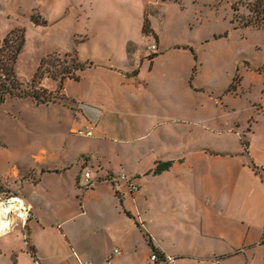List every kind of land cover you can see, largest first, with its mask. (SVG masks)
<instances>
[{"label":"crops","instance_id":"0c3cea01","mask_svg":"<svg viewBox=\"0 0 264 264\" xmlns=\"http://www.w3.org/2000/svg\"><path fill=\"white\" fill-rule=\"evenodd\" d=\"M61 1L0 0V41L16 27L23 7L31 10L29 21L33 12L44 19L42 4ZM69 2L89 22L117 18L119 9L124 15L118 19L134 23L146 4ZM155 40L157 57L147 60L132 41L119 60L91 61L79 80L66 79L62 94L73 107L12 101L61 112L42 117L36 139L25 147L0 138V190L32 206L28 245L19 228L0 237V264H105L114 249L120 254L111 264H149L152 252L171 256V264H264V73L258 74V96L247 99L249 114L226 123L209 106L194 107L192 87H161L178 75L185 83L189 71L173 63L161 71V83L153 80L156 59L166 50ZM41 86L55 91L58 81L44 78ZM240 95L238 90L232 97ZM222 104L236 110L226 99ZM64 115L70 119L67 135L87 126L92 136H75L78 144H68L59 133ZM59 135L60 146L37 144L39 137ZM166 162L167 170L153 173ZM85 171L93 181L88 189ZM120 174L138 184L137 194L118 186Z\"/></svg>","mask_w":264,"mask_h":264},{"label":"rangeland","instance_id":"374dc122","mask_svg":"<svg viewBox=\"0 0 264 264\" xmlns=\"http://www.w3.org/2000/svg\"><path fill=\"white\" fill-rule=\"evenodd\" d=\"M239 1L146 0L144 16L133 23L118 19L124 15L119 9H115L117 18L89 22L75 2L62 0L59 4L43 3L38 9L47 21L45 26L33 25L28 17L31 10L23 7L18 12L15 28L25 30V45L15 71L23 83H29L42 58L54 54L62 58L68 52H76L82 62L103 61L109 57L115 62L126 50H132L129 44L132 41L139 45L136 52L147 54L149 60L153 55L148 46L153 42L157 44L156 36L166 50L156 59L153 80L161 83V71L174 63L183 71H189L185 83L178 75L174 84L161 87L174 92L184 89L183 86L192 87L188 97L194 107L209 106L226 123L242 120L249 114L247 99L258 96V74L264 73V26L240 25L233 9ZM237 14L249 15L244 7H240ZM238 90H241L240 99L232 97ZM224 99L233 103L236 110L225 107ZM14 100L18 99H8L0 106V138L13 148L31 144L36 139L35 129H41L40 119L51 120L61 112L38 108L29 102H12ZM64 116V124L59 126L60 135L68 130L70 119ZM60 135L43 140L39 137L37 144L60 146ZM65 136L68 144H78L75 138L79 136L66 133Z\"/></svg>","mask_w":264,"mask_h":264},{"label":"trees","instance_id":"16d2710c","mask_svg":"<svg viewBox=\"0 0 264 264\" xmlns=\"http://www.w3.org/2000/svg\"><path fill=\"white\" fill-rule=\"evenodd\" d=\"M237 5L247 9L249 15L238 16L237 13L240 7L238 8ZM233 9L235 18H238L237 22L240 25L264 26V0H240ZM252 14L254 16H251ZM30 22L35 26H45L47 23L36 13L30 16ZM24 45L25 30L22 27L12 29L0 41V106L8 99H30L36 105H49L61 103L62 101L63 105L68 104L69 107H73L72 102L62 94L63 82L66 79L79 80V74L92 67L93 63L91 61H80L76 52L65 53L62 58L55 54L47 55L40 60L30 82L23 83L16 74L15 65ZM154 56L156 54L152 57ZM44 78L58 81L57 89L49 91L42 87L41 81ZM242 144L246 148L244 140H242ZM170 165L169 162L157 163L153 173L158 174L165 171ZM0 189L3 191L2 187ZM1 190L0 193H2ZM147 240L152 245L149 237H147ZM28 251L35 258L34 250L30 246H28Z\"/></svg>","mask_w":264,"mask_h":264},{"label":"built area","instance_id":"2783aa9c","mask_svg":"<svg viewBox=\"0 0 264 264\" xmlns=\"http://www.w3.org/2000/svg\"><path fill=\"white\" fill-rule=\"evenodd\" d=\"M150 55H154L158 52V46L155 42L148 46ZM73 133L79 137H91L92 128L82 126L73 131ZM264 177V169L261 170ZM84 188L88 189L92 185L93 181L89 171L83 173ZM118 186L124 185L125 191L131 195H135L139 192L138 184L132 179L128 178L125 174L118 176ZM32 206L25 200L24 197L18 194H0V237L9 234L16 228L21 230L23 239L28 245L27 226L31 219ZM262 239L264 240V231L262 232ZM120 254V250L114 249L107 257L105 264H111V260L114 256ZM149 264H171L174 260L171 256L160 254L158 252H152L149 256ZM78 264H89L86 260H78Z\"/></svg>","mask_w":264,"mask_h":264}]
</instances>
